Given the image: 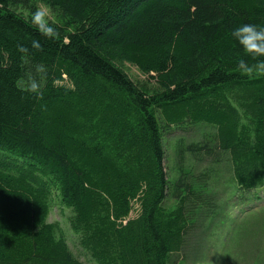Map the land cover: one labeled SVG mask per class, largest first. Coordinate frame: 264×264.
Listing matches in <instances>:
<instances>
[{
  "label": "trees",
  "instance_id": "16d2710c",
  "mask_svg": "<svg viewBox=\"0 0 264 264\" xmlns=\"http://www.w3.org/2000/svg\"><path fill=\"white\" fill-rule=\"evenodd\" d=\"M37 2L54 38L31 23ZM244 23L264 25V0H0V264H83L55 237L51 201L94 264H166L186 227L164 200L192 193L187 173L164 170L171 127H212L237 189L262 187L264 73L239 70L230 36ZM177 145L181 158L207 149Z\"/></svg>",
  "mask_w": 264,
  "mask_h": 264
},
{
  "label": "rangeland",
  "instance_id": "374dc122",
  "mask_svg": "<svg viewBox=\"0 0 264 264\" xmlns=\"http://www.w3.org/2000/svg\"><path fill=\"white\" fill-rule=\"evenodd\" d=\"M38 9L46 11L50 23L56 22V15L42 3H36L35 11ZM116 65L146 93L157 91L154 75L142 73L132 63ZM162 134L168 179L187 173L192 189V193L182 192L178 201L171 196L164 200L165 214L178 211L186 227L180 248L168 253L166 264H264V185L249 191L237 189L228 155L209 151L215 138L212 127L187 124L165 129ZM179 140L182 146L205 144L207 149L185 152L181 158ZM49 203L47 221L54 226L55 237L64 239L78 261L94 264L69 228L70 210ZM136 214L137 205H133L129 217Z\"/></svg>",
  "mask_w": 264,
  "mask_h": 264
},
{
  "label": "clouds",
  "instance_id": "9594fccd",
  "mask_svg": "<svg viewBox=\"0 0 264 264\" xmlns=\"http://www.w3.org/2000/svg\"><path fill=\"white\" fill-rule=\"evenodd\" d=\"M31 23L37 31L45 38H54L57 34L56 28L49 22L46 11L38 9L31 16ZM230 36L235 44L239 45L242 58L237 61V67L245 74H261L264 73V25L244 23L234 27ZM33 49L41 47L37 40L31 41ZM18 51L27 53L28 48L21 44L18 45ZM244 57L250 58L249 63ZM39 85L35 81H31L28 91L39 95Z\"/></svg>",
  "mask_w": 264,
  "mask_h": 264
}]
</instances>
